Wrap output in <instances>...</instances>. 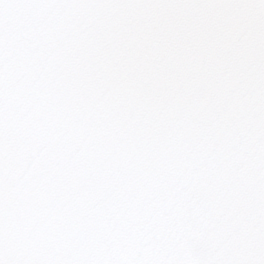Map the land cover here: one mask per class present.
I'll return each instance as SVG.
<instances>
[{
    "label": "snow or ice",
    "instance_id": "obj_1",
    "mask_svg": "<svg viewBox=\"0 0 264 264\" xmlns=\"http://www.w3.org/2000/svg\"><path fill=\"white\" fill-rule=\"evenodd\" d=\"M0 264H264V0H0Z\"/></svg>",
    "mask_w": 264,
    "mask_h": 264
}]
</instances>
